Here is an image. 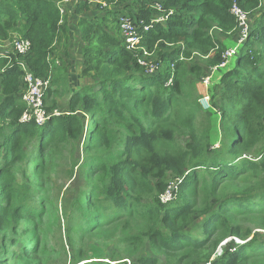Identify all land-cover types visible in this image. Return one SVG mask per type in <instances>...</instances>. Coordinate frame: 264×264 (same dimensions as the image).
Wrapping results in <instances>:
<instances>
[{
    "label": "trees",
    "instance_id": "obj_1",
    "mask_svg": "<svg viewBox=\"0 0 264 264\" xmlns=\"http://www.w3.org/2000/svg\"><path fill=\"white\" fill-rule=\"evenodd\" d=\"M61 1L0 0V40H5L9 32H16L31 43V50L25 56L8 52L5 58H0V229L8 235L4 243L0 240V264H11L9 249L18 240L9 235H19L18 227L31 208L30 187L24 182L17 184L14 175L15 164L23 157L25 140L35 138L41 155L45 145L51 143L56 148L69 144L74 149L84 135V118L77 115L78 111L90 115L95 126L92 137L103 142L112 155L119 149L125 161L111 163L105 157L98 158L101 179L97 181L98 186L90 188L85 202L83 198L78 199L77 216L68 220L65 227L69 237L92 212L110 219L118 215L146 219L142 233L155 252L169 257L184 248L190 250L176 264L185 260L188 264H203L210 261L224 239L247 238L251 230L240 235L238 226H228L222 213L228 208L264 209V188L260 189L264 187V12L255 20L247 41L238 51L240 65L222 74L219 93L212 96L209 104L212 111L219 109V123L226 130L227 140L219 151L211 145L213 115L198 104L179 69L183 58H191L194 51L203 55L214 51L210 61L214 66L223 63L225 50L207 30L215 25L220 32H235L238 25L230 12L232 5L235 3L251 15L263 8L264 0H163L161 6L168 18L153 24L146 32L141 30L140 47L148 54L157 44L161 50L169 46L176 48L163 58L160 71L156 69L150 75L138 62L140 54L126 50L117 28V16L125 14L133 21L149 25L157 16L156 10L150 8L158 0H102L105 6L114 8L103 16H92L91 8L108 9L78 0L74 14L78 16L83 43L81 76L91 79L92 87L98 88L89 92L86 88L85 93L71 96L66 115L52 117L45 126L22 124L19 120L26 108L20 100L23 91L20 63L34 77L50 80L44 96L49 114L57 109V90L67 85L65 68L50 78L51 68L57 62L48 59L55 37L65 45L68 42L67 17H60L57 7ZM216 100L221 107L216 106ZM135 102L138 113L134 112ZM111 120H116L130 134L117 137L111 129ZM180 138H186L185 142ZM248 157L255 161L246 160ZM199 171L213 174L210 194L218 179L226 181L236 175L257 176L255 187L261 191L253 195L247 190L236 196L240 199L228 200L227 206L210 202V195L204 207H197L189 183ZM168 174L173 176L174 183H179L180 191L175 199L163 205L153 194L166 191L171 184L166 181ZM151 179L156 181L153 183ZM143 198L154 201L141 202ZM257 216L261 218L260 228L264 229V213ZM200 222L204 240L185 232ZM215 228L223 234L210 241L208 236L211 237ZM227 246L210 264H241L247 249H258V255L264 254V242L257 247L253 240L242 246L230 241ZM139 264L158 263L155 260L146 263L142 259Z\"/></svg>",
    "mask_w": 264,
    "mask_h": 264
},
{
    "label": "rangeland",
    "instance_id": "obj_2",
    "mask_svg": "<svg viewBox=\"0 0 264 264\" xmlns=\"http://www.w3.org/2000/svg\"><path fill=\"white\" fill-rule=\"evenodd\" d=\"M162 1L158 0L157 3L161 5ZM74 3L75 0L72 5ZM91 6L94 7L95 5ZM96 6H99L100 9H108L109 11L91 8L92 16H103L102 14H108L114 10L112 6ZM150 10H153L152 7ZM129 12L132 13L133 9H130ZM263 12L264 6L249 15V32L252 30L255 20H258ZM64 16H68L67 10ZM76 17L78 18V16ZM110 19H112V16ZM207 33L218 40L223 46L225 50L223 57L225 61L224 66H221V64L214 66L210 61L214 56V51H210L208 55L194 51L192 52L191 58H183L181 61L183 66L179 69V73L187 81L198 104L206 110L209 109L212 113L213 117L211 120L213 129L211 145L213 149L219 151L222 143L227 140V137H224L226 130L219 123V109L212 111L209 104L211 103L212 96L215 93H219V83L222 74L228 70L235 69L236 65H240L238 51L242 44L240 43L239 28L235 32L229 31L223 33L213 25L211 29L207 30ZM17 34L16 32H9L5 40H0L1 53L10 51L12 40ZM175 48V46H169L161 50L160 44H157L151 49L149 54L144 47H139L135 50V53L140 54L138 62L140 66L142 65L146 68L147 74L150 75L154 74L156 69L160 71L161 68L159 66L163 58L172 53ZM228 52H230V56H227ZM68 56V44L65 45L63 41L59 42L57 37H55L51 51L48 54V59L52 61L56 60L55 62L57 63L51 68L50 78L54 72L63 69L65 63L67 65ZM66 70L65 66L63 75L64 82L67 84L68 77L65 75ZM82 70L83 65L77 69L79 73ZM85 79L87 81L91 80L89 78ZM86 80L83 81L87 82ZM97 88L98 86L89 87L86 91L97 90ZM85 92L84 90L69 88L68 85H63L62 88H59L55 95L57 109L52 112V116L43 125L45 126L53 119L52 117L56 119L62 115H66V105L69 98L75 94H83ZM214 103L217 107H221L218 100L214 101ZM137 104V102L134 103L135 113H138L136 109ZM44 106L47 109L48 105L44 104ZM77 115L84 118V135L76 146H74V149L69 144L60 145L56 148L53 146L54 143H51L45 145L44 153L41 155L36 148L35 138L32 137L26 139L22 146L21 153L23 157L15 164L16 169L14 175L17 184L20 185L24 182L30 187L31 208L18 227L19 235L15 236L9 233L10 237H16L18 240V244L9 249L10 253H8V257L10 258V263L74 264V262H78V264H139V261L143 259L146 263L155 260L158 264H176V260L180 256H183L189 249L184 248L179 253H174L169 257L163 252H155L151 248L146 235L142 233L145 232L146 219H135L132 216L126 217L123 215H118L110 219L102 217L99 213L92 212L87 215L85 222H81L80 227L75 226L76 228L71 232L70 237L67 235L65 229L66 223L68 220H74L76 218V203L78 199L83 198V202H85L84 198L89 193L90 188L98 186L99 184L97 181L101 179V175L98 174V158L105 157L111 163L125 161L119 149L118 152L112 155L111 150L103 142L96 140L95 136L92 137L95 126L89 114L78 111ZM110 125L117 137H120L123 133L130 134L126 128L118 125L116 120H111ZM180 140L185 142L186 138H180ZM258 148L257 146L256 149L258 150ZM250 154H253L252 149L250 150ZM245 159L255 161V158L248 157ZM210 176H213V174ZM210 176L205 171H201L195 177L194 181L189 183L190 188L194 190L193 199L197 207H204L210 195L213 200H210V202H221V206L226 203L227 206L228 200L231 198L240 199L241 197L236 198V196L238 194L243 195L247 190H251L250 193L253 195L261 191L255 187V179L257 176L236 175L226 181L218 179L215 186H213L214 188H211L212 192L210 194ZM171 177L173 176L168 174L166 178L167 183H171L168 186L169 189L167 187L170 191V196L166 203H161L160 201V196L163 193L159 194L156 190L157 192L153 194V198L158 197L156 200L160 204L165 205L170 203L172 199H175L176 193L180 191L178 187L179 183H174ZM151 181L154 183L156 180L151 179ZM153 198H143L141 202H153ZM263 213L264 209L262 207H252V210L245 209L243 211L228 208L226 211H223L222 214L228 226H238L240 235H244L250 230L251 233L245 239L231 237L221 241L210 257V261L220 256L228 248L227 245L230 241L234 242L235 246L248 244L252 240L254 246L259 247L262 245L264 242V229L260 228L259 222L261 218L257 215ZM199 224L201 225V222L191 226L185 232L189 236L204 240L206 236L204 237L202 234V227ZM219 232L218 228H215V232L211 234V237L208 236L210 241L217 240L223 234L222 231L221 234ZM138 235L141 237L136 241L133 240ZM7 236L0 229V240L2 242H5ZM25 253L28 254L26 255ZM259 253L260 250L258 249H253V251L247 249L244 252L245 258L241 261V264H264V254L258 255ZM210 261L204 262L203 264H210ZM188 263V260L182 262V264Z\"/></svg>",
    "mask_w": 264,
    "mask_h": 264
},
{
    "label": "built area",
    "instance_id": "obj_3",
    "mask_svg": "<svg viewBox=\"0 0 264 264\" xmlns=\"http://www.w3.org/2000/svg\"><path fill=\"white\" fill-rule=\"evenodd\" d=\"M77 1L78 0H75V2ZM86 1H88V3L91 5H100L102 7H106L102 0ZM71 2L72 0H62L61 3L57 5L60 17L66 15L65 6ZM152 8L156 10L157 16L152 19L149 25H144L141 22L133 21L125 14H119L117 16V28L119 29L120 36L123 39V44L127 51L132 53L140 47V43L143 38H141V35L139 34L141 30L146 32L152 27L153 24L162 23L168 18V15L165 14L160 4H153ZM230 12L235 17L240 30V43L244 44L247 41L250 33L249 15L243 12L235 3L232 5ZM30 50L31 43L29 40L22 38L20 35L14 36L9 52H13L19 56H25L30 52ZM7 54L8 52H0V58H5ZM227 56H230V52L227 53ZM224 63L225 61L221 63V66H224ZM19 70L21 71L20 80L23 86L21 101L24 103L26 108L19 121L22 124L34 123L35 125L41 126L50 116H52V114L46 112L44 106V96L50 86V80L34 77L23 63L19 64ZM170 82L171 81H169L168 84H170ZM168 189L160 196L161 203H166L168 200V197L170 196V191Z\"/></svg>",
    "mask_w": 264,
    "mask_h": 264
},
{
    "label": "crops",
    "instance_id": "obj_4",
    "mask_svg": "<svg viewBox=\"0 0 264 264\" xmlns=\"http://www.w3.org/2000/svg\"><path fill=\"white\" fill-rule=\"evenodd\" d=\"M67 4L65 6L68 16H67V23H68V48H69V56L67 57V65L64 64V68L66 66L65 75L68 77L67 85L69 88H74L77 90H84L86 88L92 87L94 84L91 80L87 81L85 78L81 76V73L77 71V69L81 68L83 65V58H82V48L83 43L81 41V33L77 25V17L74 14V9L77 5L75 2L73 5L72 3ZM71 5V6H70ZM75 5V6H74ZM69 7V9H67ZM64 59V56H63ZM86 80L87 82L83 81Z\"/></svg>",
    "mask_w": 264,
    "mask_h": 264
}]
</instances>
